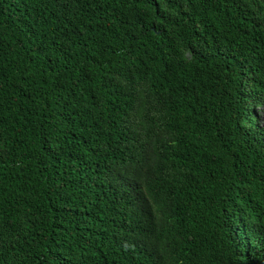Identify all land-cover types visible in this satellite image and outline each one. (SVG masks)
I'll use <instances>...</instances> for the list:
<instances>
[{
    "label": "trees",
    "instance_id": "1",
    "mask_svg": "<svg viewBox=\"0 0 264 264\" xmlns=\"http://www.w3.org/2000/svg\"><path fill=\"white\" fill-rule=\"evenodd\" d=\"M264 0H0V264H264Z\"/></svg>",
    "mask_w": 264,
    "mask_h": 264
},
{
    "label": "rangeland",
    "instance_id": "2",
    "mask_svg": "<svg viewBox=\"0 0 264 264\" xmlns=\"http://www.w3.org/2000/svg\"><path fill=\"white\" fill-rule=\"evenodd\" d=\"M256 115L258 125L264 128V107L256 109Z\"/></svg>",
    "mask_w": 264,
    "mask_h": 264
}]
</instances>
